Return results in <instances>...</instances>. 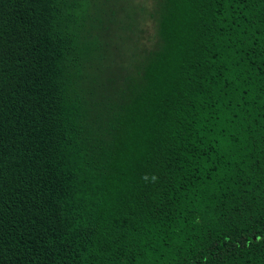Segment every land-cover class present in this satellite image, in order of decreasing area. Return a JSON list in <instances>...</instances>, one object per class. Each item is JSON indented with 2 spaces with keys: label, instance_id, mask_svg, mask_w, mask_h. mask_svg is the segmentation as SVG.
<instances>
[{
  "label": "trees",
  "instance_id": "obj_1",
  "mask_svg": "<svg viewBox=\"0 0 264 264\" xmlns=\"http://www.w3.org/2000/svg\"><path fill=\"white\" fill-rule=\"evenodd\" d=\"M128 2L0 0V264H264V0Z\"/></svg>",
  "mask_w": 264,
  "mask_h": 264
},
{
  "label": "rangeland",
  "instance_id": "obj_2",
  "mask_svg": "<svg viewBox=\"0 0 264 264\" xmlns=\"http://www.w3.org/2000/svg\"><path fill=\"white\" fill-rule=\"evenodd\" d=\"M124 1H129L128 4L131 2V6H133V4L137 5V15L140 21V18H143L144 20H142L140 22V26L142 28V30H145L147 27H149V25L151 26V20H149V16H148V12H150V8H154V3L155 0H124ZM127 4V5H128ZM146 36V34L142 35ZM147 40H143L140 41L142 43H145ZM117 45V43H114V45ZM125 44H132V42H125Z\"/></svg>",
  "mask_w": 264,
  "mask_h": 264
}]
</instances>
